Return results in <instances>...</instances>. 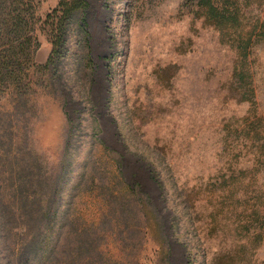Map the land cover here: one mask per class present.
<instances>
[{
  "label": "rangeland",
  "instance_id": "374dc122",
  "mask_svg": "<svg viewBox=\"0 0 264 264\" xmlns=\"http://www.w3.org/2000/svg\"><path fill=\"white\" fill-rule=\"evenodd\" d=\"M86 2L47 80L37 22V87L2 103L6 186L59 185L69 208L48 264L82 238L89 264H263L264 0H230L220 22L197 0Z\"/></svg>",
  "mask_w": 264,
  "mask_h": 264
},
{
  "label": "trees",
  "instance_id": "16d2710c",
  "mask_svg": "<svg viewBox=\"0 0 264 264\" xmlns=\"http://www.w3.org/2000/svg\"><path fill=\"white\" fill-rule=\"evenodd\" d=\"M229 2L197 0L217 22L233 15L228 11ZM86 5V0H59L43 18L36 15L34 0H0V122L7 119L1 111L4 101L8 99L19 105L37 87L24 71L32 60L33 47L38 44L34 33L37 22L42 23L52 45L47 61L41 66L47 80L55 72L57 62L68 53L70 24ZM85 25L81 18L78 29L84 34ZM84 42L87 44L85 39ZM43 87L47 93L53 90L51 82ZM1 157L0 154V160ZM64 175L60 173L57 178ZM11 177V172L0 170L4 185L0 188V264H48L56 257L57 244L64 241V238L58 239L61 231L72 225L68 206L62 210L58 204L61 186L54 185L52 191L45 192L40 184L21 178L10 189L6 185ZM88 246L82 238L79 245L71 248L67 264H89Z\"/></svg>",
  "mask_w": 264,
  "mask_h": 264
}]
</instances>
